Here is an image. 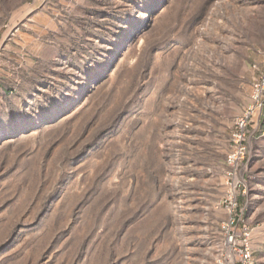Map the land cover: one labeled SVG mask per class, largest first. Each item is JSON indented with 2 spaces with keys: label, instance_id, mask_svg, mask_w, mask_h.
<instances>
[{
  "label": "rangeland",
  "instance_id": "obj_1",
  "mask_svg": "<svg viewBox=\"0 0 264 264\" xmlns=\"http://www.w3.org/2000/svg\"><path fill=\"white\" fill-rule=\"evenodd\" d=\"M160 1L0 0V264H264V0Z\"/></svg>",
  "mask_w": 264,
  "mask_h": 264
},
{
  "label": "built area",
  "instance_id": "obj_2",
  "mask_svg": "<svg viewBox=\"0 0 264 264\" xmlns=\"http://www.w3.org/2000/svg\"><path fill=\"white\" fill-rule=\"evenodd\" d=\"M264 55V52H263ZM252 69L259 73V77L254 79L252 84V97H251V106L247 109L246 114L236 122V132L233 135V142L235 144V152L231 154L228 158V163L233 172H236L241 166L242 161L244 160L243 151L244 143L247 139L248 128L253 121V117L256 116L257 112L264 111V68L261 69L257 65H252ZM243 186V182H238L230 186L229 195L226 197V211L228 214V225L230 231L227 233V243H233L229 247L231 256L228 258L230 264H258L257 259L254 257V252L250 246L251 230L245 225L243 234L235 233L232 230L237 222H242V216H239V205L237 202L238 188ZM233 232V234H231ZM239 238H243L244 245L243 248L239 250L234 248L238 245Z\"/></svg>",
  "mask_w": 264,
  "mask_h": 264
},
{
  "label": "bare ground",
  "instance_id": "obj_3",
  "mask_svg": "<svg viewBox=\"0 0 264 264\" xmlns=\"http://www.w3.org/2000/svg\"><path fill=\"white\" fill-rule=\"evenodd\" d=\"M164 1L165 0H161L159 2V4L163 3ZM151 7L152 8L149 11V13H151V12H153L155 10V8L157 7V3H154L153 6H151ZM147 20H148V16H146L141 23H139L135 28H133L131 30L129 35L123 41H121L119 49H122L127 43H131V42H133L136 39V37L138 36L139 31L142 30L146 26L145 24L147 23ZM231 244H233V243H227L226 245L230 246Z\"/></svg>",
  "mask_w": 264,
  "mask_h": 264
}]
</instances>
